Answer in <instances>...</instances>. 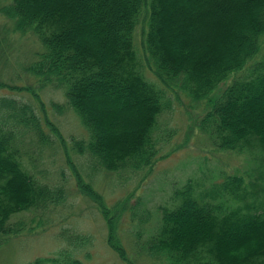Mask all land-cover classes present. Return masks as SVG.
<instances>
[{
    "label": "trees",
    "instance_id": "1",
    "mask_svg": "<svg viewBox=\"0 0 264 264\" xmlns=\"http://www.w3.org/2000/svg\"><path fill=\"white\" fill-rule=\"evenodd\" d=\"M0 14L45 49L29 71L43 87L63 91L88 132L72 149L90 157V169L140 175L155 166L160 141L175 135L160 119L172 109L167 92L206 103L199 128L218 152L258 151L262 164L251 170L250 184L226 176L200 194L189 180L173 190L172 206L152 211L141 200L128 213L140 225L155 220L149 238L134 243L153 264H264V0H10ZM142 23L147 63L135 45ZM26 134L35 145L50 143L30 104L0 97V236L7 239L34 230L15 217L65 201L62 187L38 182L26 168ZM77 187L92 201L99 198L79 174ZM106 203L96 202L109 224L107 244L133 264L113 236L124 208L115 207L112 221ZM73 256L65 250L29 264H84Z\"/></svg>",
    "mask_w": 264,
    "mask_h": 264
},
{
    "label": "rangeland",
    "instance_id": "2",
    "mask_svg": "<svg viewBox=\"0 0 264 264\" xmlns=\"http://www.w3.org/2000/svg\"><path fill=\"white\" fill-rule=\"evenodd\" d=\"M7 3L10 0H1L0 7ZM143 31L142 23L135 32V45L139 58L147 63L142 49ZM44 51L36 36L16 32L13 22L0 14V97L30 104L50 142L35 145L37 139L34 136L23 135L22 161L38 182L62 187L65 191L62 205L51 206L46 212L22 213L12 219L15 222L22 218L27 227L34 230L29 232L26 228L24 234L9 239L0 236V264H29L38 257H52L65 250L71 251L73 257L84 264H125L107 244L109 224L96 204L103 201L111 209L107 213L112 221L115 207L120 211L124 208L116 221L118 234L115 231L113 236H117L127 250L128 258L133 264H153L141 254L142 244L134 243L149 238L155 220L143 225L131 222L128 210L132 206L141 200L152 211L159 206H172L173 190L182 188L189 180L198 184L197 193L200 194L213 192V187L224 183L226 176L242 177L246 184L253 181L249 176L251 170L260 169L259 164H262L257 158L258 151L248 149L244 154L218 152L199 128V121L206 113V103H192L187 95L181 93L173 97L171 92L166 95L172 109L160 119L161 124L166 123L164 129L174 130L175 135L169 143L160 141L159 161L150 172L131 175L90 169V157L72 149L74 141L88 139V132L68 105L63 91L50 85L43 87L42 81L29 71ZM144 73L150 82L157 84L147 69ZM182 95L189 99L191 107ZM55 104L63 109L54 107ZM61 138L66 139L67 148L59 143ZM31 159H35L33 165ZM78 174L99 194L96 202L79 192ZM152 217L157 219L156 215L152 214ZM140 230L142 234L138 236ZM70 237L79 240L71 243Z\"/></svg>",
    "mask_w": 264,
    "mask_h": 264
},
{
    "label": "bare ground",
    "instance_id": "3",
    "mask_svg": "<svg viewBox=\"0 0 264 264\" xmlns=\"http://www.w3.org/2000/svg\"><path fill=\"white\" fill-rule=\"evenodd\" d=\"M250 68H252V67H250L249 65H247V66L245 67L246 70H249Z\"/></svg>",
    "mask_w": 264,
    "mask_h": 264
}]
</instances>
